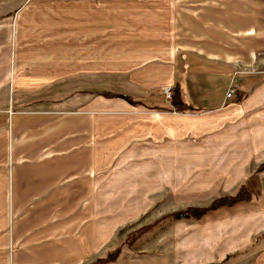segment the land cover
Returning a JSON list of instances; mask_svg holds the SVG:
<instances>
[{
    "label": "crops",
    "instance_id": "crops-1",
    "mask_svg": "<svg viewBox=\"0 0 264 264\" xmlns=\"http://www.w3.org/2000/svg\"><path fill=\"white\" fill-rule=\"evenodd\" d=\"M261 56L264 0H0V264H85L119 232L242 181L254 200L171 222L165 264L253 243L264 230ZM240 61L254 69L238 75ZM176 82L200 110L174 109L163 89ZM161 238L132 255L160 256Z\"/></svg>",
    "mask_w": 264,
    "mask_h": 264
},
{
    "label": "trees",
    "instance_id": "trees-1",
    "mask_svg": "<svg viewBox=\"0 0 264 264\" xmlns=\"http://www.w3.org/2000/svg\"><path fill=\"white\" fill-rule=\"evenodd\" d=\"M171 91H172V94H171L170 101L174 109L179 110V111H196V110L201 109V107L193 106L192 104L187 103L183 99L181 91H180V87L177 82L173 85ZM103 94L107 96H110V95L122 96L128 99L129 101H132L130 97L122 93H109L105 91L103 92ZM243 96H244V93H238L235 96V99L239 101L242 99ZM263 169H264V160L258 164L256 170H263ZM255 198H256V194L253 191H251L250 187L247 185L246 182L242 181L239 184L238 188L233 193L221 194L219 196H216L213 199H211L209 203L205 205H187L183 208H179V209H175L173 211L167 212L161 215L159 218L155 219L153 222L145 224V225H141L140 227L136 228L129 235L128 238L129 240L133 239L134 236H136L138 233H141L147 230L151 225L157 223L158 220L168 217V216L172 217L174 220H184L187 222H195L199 220L208 210L216 209L222 205H232L239 200H254ZM261 237H264V230L256 234L253 243L248 244L247 246L243 248H239L234 251L226 253L225 256L222 258V260L220 261L213 260L206 264H217L219 262L227 261L231 257L238 256V254L245 253L251 248V245H253ZM119 254H120V248L116 247L112 249L111 251H109L106 255L96 257L95 259L87 262L86 264H105L108 262H112L118 258Z\"/></svg>",
    "mask_w": 264,
    "mask_h": 264
},
{
    "label": "rangeland",
    "instance_id": "rangeland-1",
    "mask_svg": "<svg viewBox=\"0 0 264 264\" xmlns=\"http://www.w3.org/2000/svg\"><path fill=\"white\" fill-rule=\"evenodd\" d=\"M262 57L263 56L258 57V62L256 63L257 66L255 67V69L262 70L260 72V74H264V71H263L264 70V57L263 58ZM248 64L249 63H246L245 61L244 62L240 61L239 67H241V68L239 69L238 75H244V74H246L245 73L246 70L254 69V67H251V68L248 67V66H251V65H248ZM170 199H171V195L166 194V195L162 196V200H164V202H167ZM160 216L161 215H159L155 219L159 218ZM153 221H151V222H153ZM172 221H180V220H174L170 216L162 218V219L158 220L157 223L151 225L147 230H145V231H143L141 233H138L131 240H129L128 237L136 228L140 227L141 225H145V224H148V223H151V222L141 224L140 226H137L136 228L133 227V228H130V229H126V231L119 232L118 233L119 236L117 237L119 239V241L116 244H114L112 247H110V249H108L107 253L109 251H111L112 249H114L116 247H119L120 248V253H122V252L126 253V256H125L127 258L126 262H124V261H121V263H120V261L116 262L117 261V259H116L115 261L108 262V263H105V264H112V263L113 264H165V262H167V257H169L171 255V253H172L171 252V246H172V242L174 241V238L171 236L170 233L165 235V233L163 234V232L167 228H168V230H169V228H171V222ZM181 221H184V220H181ZM226 229H228V226H227ZM157 236L158 237L162 236V238H161L162 239V241H161L162 244L158 245L159 248L157 249V252L159 253L158 255H160V256H156V255H141V256H137L138 254L137 255L136 254L132 255L133 250L135 248L142 247V248L146 249L145 246L149 247L150 246V242L149 241L151 240V238H154V237H157ZM263 251H264V237H261L245 253L238 254V256L231 257L227 261L219 262L217 264H253L254 257L261 255V253ZM142 252H144V251H142ZM102 256H104V255H102ZM135 256L139 257V259L135 260L133 258Z\"/></svg>",
    "mask_w": 264,
    "mask_h": 264
},
{
    "label": "built area",
    "instance_id": "built-area-1",
    "mask_svg": "<svg viewBox=\"0 0 264 264\" xmlns=\"http://www.w3.org/2000/svg\"><path fill=\"white\" fill-rule=\"evenodd\" d=\"M165 96L167 99H171L172 91L169 87H166L163 89ZM236 91V87L234 85V82H231L226 90V96H232Z\"/></svg>",
    "mask_w": 264,
    "mask_h": 264
}]
</instances>
